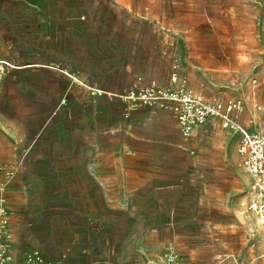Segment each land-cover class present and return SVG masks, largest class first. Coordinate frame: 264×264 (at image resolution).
<instances>
[{"label": "rangeland", "instance_id": "rangeland-1", "mask_svg": "<svg viewBox=\"0 0 264 264\" xmlns=\"http://www.w3.org/2000/svg\"><path fill=\"white\" fill-rule=\"evenodd\" d=\"M1 59L14 69L0 81V166L14 167L6 188L15 179L22 185L7 208L13 264L37 249L63 264L75 241L54 214L74 172L71 154L85 150L91 106L107 98L102 86L125 81L121 69L134 76L128 89L165 85L178 71L207 99L241 98L242 125L260 119L254 106L264 110V0H0ZM238 138L218 119L196 128L187 161L168 166L186 189L168 207L174 217L153 208L156 220L140 227L154 236L122 234L136 245L130 263L166 264L171 249L178 264H264V228L248 209ZM73 220L78 229L86 225ZM113 221L131 226L122 216Z\"/></svg>", "mask_w": 264, "mask_h": 264}, {"label": "crops", "instance_id": "crops-1", "mask_svg": "<svg viewBox=\"0 0 264 264\" xmlns=\"http://www.w3.org/2000/svg\"><path fill=\"white\" fill-rule=\"evenodd\" d=\"M72 26L76 27L75 24L69 27ZM120 71H126L127 79L102 86L107 98H103L100 106H91L94 118L86 125L80 141L85 143V150L77 146L70 157L69 165L74 172L68 193L61 199L63 209L54 214L62 223L61 229H69L75 241H72L74 256L63 264H132L128 255L135 253L132 247L136 245L125 244L122 234L140 231L145 239L154 236L155 230L146 227L141 231L140 224L156 220L157 210L153 208L165 210L172 219L174 214L168 207L186 190L178 183L179 175L169 168L174 160L186 162L188 158L187 142L179 135L173 113L144 106L127 112L118 96L127 91L134 76L128 69ZM82 169L85 181L80 174ZM20 186L15 179L6 188L5 203L10 210L20 194ZM73 216L86 227L78 229L72 225ZM115 216L124 217L131 226L115 223ZM94 222L99 223L98 229L90 225ZM11 230L13 233L12 224Z\"/></svg>", "mask_w": 264, "mask_h": 264}, {"label": "built area", "instance_id": "built-area-1", "mask_svg": "<svg viewBox=\"0 0 264 264\" xmlns=\"http://www.w3.org/2000/svg\"><path fill=\"white\" fill-rule=\"evenodd\" d=\"M14 69L8 61L0 60V81ZM175 69V67H174ZM100 95V91H97ZM109 97L110 94H107ZM127 112L144 106L159 108L173 113L179 135L188 142L197 127L209 119H218L221 127L231 135L237 134V156L239 166L249 176L251 199L248 209L255 215L264 228V110L255 105V111L261 114L257 120L250 119L248 126L241 124L245 103L239 97L226 100L214 97L207 99L202 94L194 92L185 76L173 71L165 85L150 82L138 87L132 86L118 96ZM24 152V149L22 150ZM13 165L0 166L4 173V181L0 182V264L14 263V242L10 218L5 203V188L13 175ZM166 264H178V257L173 250L167 249ZM21 264H62L61 260L46 259L39 250H31L25 255Z\"/></svg>", "mask_w": 264, "mask_h": 264}, {"label": "bare ground", "instance_id": "bare-ground-1", "mask_svg": "<svg viewBox=\"0 0 264 264\" xmlns=\"http://www.w3.org/2000/svg\"><path fill=\"white\" fill-rule=\"evenodd\" d=\"M242 214V213H241ZM257 223L259 224V222L257 221Z\"/></svg>", "mask_w": 264, "mask_h": 264}]
</instances>
